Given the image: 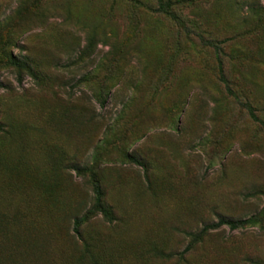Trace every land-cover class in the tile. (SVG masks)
Segmentation results:
<instances>
[{
	"label": "rangeland",
	"instance_id": "1",
	"mask_svg": "<svg viewBox=\"0 0 264 264\" xmlns=\"http://www.w3.org/2000/svg\"><path fill=\"white\" fill-rule=\"evenodd\" d=\"M160 1L0 0V264H264V0Z\"/></svg>",
	"mask_w": 264,
	"mask_h": 264
},
{
	"label": "trees",
	"instance_id": "2",
	"mask_svg": "<svg viewBox=\"0 0 264 264\" xmlns=\"http://www.w3.org/2000/svg\"><path fill=\"white\" fill-rule=\"evenodd\" d=\"M157 4H158L157 9L159 11L170 14V12H167L164 9V7H163V5H162V3H161L160 0H157ZM199 40L201 41V43L203 45H211L216 52L219 51L218 46H216L215 44H212V42L210 40H204V39H202L200 37H199ZM216 59H217V74H218V80L223 85V88H224L225 92L229 96L233 97L238 103H240V105H242L247 110V114L249 115V117L251 119H253L255 121H259L256 118V116L254 115V113L252 112L251 108L247 104L242 103V102H239L237 100V97H236L235 93L230 88V86H229V84H228V82H227V80H226V78H225V76L223 74V71H222V63H221L220 59L218 57ZM12 63H13V65L19 67L20 69H22V68L29 69V67L27 66V64H25L24 62L15 61V62H12ZM16 80L18 82L21 81V72H17V74H16ZM133 161L137 163V161L135 159H133ZM94 194H95L96 205L101 210V206H100L101 192H100L99 186L97 184L94 186ZM80 223H81V220L79 218H75L74 219V222H73V228H72V232H73L74 236H76L78 238H80V230H79ZM242 224H243V222H240V221L226 219V218H223V217H218L215 222L203 224L201 226L200 230L198 231V234L196 236H199V235L203 234L204 232H206L208 230H212V229L219 228L220 226H223V225H228L230 229H234V228H236V227H238V226H240ZM187 249L188 248H186V250ZM186 250H184V251H186Z\"/></svg>",
	"mask_w": 264,
	"mask_h": 264
}]
</instances>
